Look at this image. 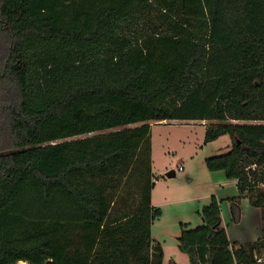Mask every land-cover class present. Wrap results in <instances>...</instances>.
Wrapping results in <instances>:
<instances>
[{
  "label": "trees",
  "instance_id": "1",
  "mask_svg": "<svg viewBox=\"0 0 264 264\" xmlns=\"http://www.w3.org/2000/svg\"><path fill=\"white\" fill-rule=\"evenodd\" d=\"M0 264H163L150 122L210 121L206 160L261 214L232 243L216 197L189 264H262L264 0H0Z\"/></svg>",
  "mask_w": 264,
  "mask_h": 264
},
{
  "label": "rangeland",
  "instance_id": "2",
  "mask_svg": "<svg viewBox=\"0 0 264 264\" xmlns=\"http://www.w3.org/2000/svg\"><path fill=\"white\" fill-rule=\"evenodd\" d=\"M1 41L3 38L0 36V58L4 54ZM150 124L152 170L156 183L152 197L155 206L162 210V216L152 226V237L164 250L163 264H189L188 256L179 250L180 224H188L191 229L201 226L203 221L199 212L210 204L212 197L220 203L222 227L232 243L257 240L260 236V211L241 199L239 213L235 216L230 203V199L238 196L235 183L228 180L223 172H210L206 166L207 159L231 149V138L225 135L205 144L206 128L214 124L210 121ZM7 142L8 134L3 130L0 132V146ZM258 170L264 176V166ZM171 172L175 175L169 176ZM257 259L264 264V249Z\"/></svg>",
  "mask_w": 264,
  "mask_h": 264
},
{
  "label": "crops",
  "instance_id": "3",
  "mask_svg": "<svg viewBox=\"0 0 264 264\" xmlns=\"http://www.w3.org/2000/svg\"><path fill=\"white\" fill-rule=\"evenodd\" d=\"M192 122H195V121H192ZM202 124V123H201ZM203 125V124H202ZM234 183H235V185H236V182L235 181H233ZM155 185H156V183H155ZM236 187V186H235ZM237 189V188H236ZM153 192H154V189H153ZM152 192V193H153ZM152 205L153 206H155V204H154V202H153V197H152ZM242 201H248V199H246V198H244V200H242ZM249 202V201H248ZM250 205V204H249ZM238 206L240 207L241 205H240V201L238 202ZM156 207V206H155ZM251 207V206H250ZM258 210V209H257ZM259 211V210H258ZM222 223H223V221H222ZM255 241V240H254Z\"/></svg>",
  "mask_w": 264,
  "mask_h": 264
},
{
  "label": "water",
  "instance_id": "4",
  "mask_svg": "<svg viewBox=\"0 0 264 264\" xmlns=\"http://www.w3.org/2000/svg\"><path fill=\"white\" fill-rule=\"evenodd\" d=\"M174 175H175L174 172L169 173V176H174Z\"/></svg>",
  "mask_w": 264,
  "mask_h": 264
},
{
  "label": "bare ground",
  "instance_id": "5",
  "mask_svg": "<svg viewBox=\"0 0 264 264\" xmlns=\"http://www.w3.org/2000/svg\"><path fill=\"white\" fill-rule=\"evenodd\" d=\"M21 263H23V262H20L19 264H21Z\"/></svg>",
  "mask_w": 264,
  "mask_h": 264
}]
</instances>
